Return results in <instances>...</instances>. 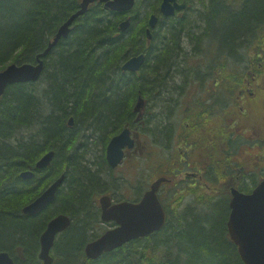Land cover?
I'll return each instance as SVG.
<instances>
[{
    "label": "trees",
    "instance_id": "16d2710c",
    "mask_svg": "<svg viewBox=\"0 0 264 264\" xmlns=\"http://www.w3.org/2000/svg\"><path fill=\"white\" fill-rule=\"evenodd\" d=\"M151 2L136 0L124 31L118 29L124 13L93 3L42 57L39 78L8 84L0 97V250L14 252L20 246L24 259L15 264H41L38 236L57 212L72 222L55 242L54 264H243L227 236L225 200L212 207L206 203L200 211L170 210V220L159 231L94 260L83 254L96 212L91 195L105 186L99 177H109L103 142L125 124L133 125L130 106L138 92L149 96L161 116L168 115L170 126L166 116L154 122L157 139H172L176 125L185 128L175 119V104L188 121L197 120L191 125L201 137L213 133L216 159L205 171H213L217 184L225 185L241 170L245 180L238 188L248 192L264 178V0H201L191 15L187 9L158 23L147 40V12L141 14V8ZM78 8L79 0H0V70L12 62H35L58 25ZM140 51L145 53L140 70L121 71L122 63ZM201 82L202 90L210 83L213 93L209 87L198 93ZM250 85L253 97L246 91ZM177 93L184 99L176 103ZM213 114L211 131L205 124ZM243 129L255 135L246 138L247 149L257 148L247 153L245 163L233 160L236 136ZM152 142L158 148L150 169L139 160L134 171L173 181L186 170L185 163L177 158V149L166 154ZM48 150L54 153L50 165L35 168ZM25 169L34 171L32 177L19 175ZM61 174L51 203L33 216L24 215L21 208ZM198 190L196 198H202Z\"/></svg>",
    "mask_w": 264,
    "mask_h": 264
},
{
    "label": "water",
    "instance_id": "95a60500",
    "mask_svg": "<svg viewBox=\"0 0 264 264\" xmlns=\"http://www.w3.org/2000/svg\"><path fill=\"white\" fill-rule=\"evenodd\" d=\"M94 1L104 3L105 8L114 11L128 12L134 6L135 0H81L78 10L73 12L62 23L52 40L46 48L36 56L34 63H11L0 70V96L8 84L19 82H31L39 78L43 67L42 57L53 47L60 38L67 37L73 21L87 11L88 6ZM184 3L176 0H161L159 10L162 15L172 16L175 10L184 8ZM156 21V15L151 13L148 18V25L151 26ZM129 18H125L119 23V30L124 31L129 26ZM146 37L150 38V31H145ZM145 60L144 54L134 55L128 58L122 69L135 72L138 71ZM135 109L142 107L141 100L136 102ZM72 119L69 118V123ZM137 138V133L134 134ZM134 138L130 136V130L124 128L114 135L108 142L105 155L111 166H116L123 157V149L131 148ZM53 150L46 152L36 162V167L48 166L53 157ZM22 178H30L33 172L22 171L19 174ZM63 174L56 178L39 196L22 208V213L33 215L51 203L58 186L61 184ZM165 177H158L143 193L136 203L122 201L109 205L108 196L99 199L101 218L103 220H114L117 226L107 230L97 239L87 243L84 247L85 255L89 258H96L104 251H109L123 243L140 236L159 230L165 221L164 209L158 200L157 190L159 185L166 181ZM230 212L226 222L230 239L234 242L237 252L243 264H264V179L261 180L250 192L244 193L236 188H231V198L229 200ZM71 219L65 214H57L46 224L44 231L39 237L38 258L42 264H51L52 256L50 249L53 246L55 235L70 225ZM17 252L22 256L20 248ZM0 264H14L7 250L0 251Z\"/></svg>",
    "mask_w": 264,
    "mask_h": 264
},
{
    "label": "rangeland",
    "instance_id": "374dc122",
    "mask_svg": "<svg viewBox=\"0 0 264 264\" xmlns=\"http://www.w3.org/2000/svg\"><path fill=\"white\" fill-rule=\"evenodd\" d=\"M200 1L201 0H187L188 15L189 14L191 15L192 10L198 9L197 7H198V5H200ZM157 3H158V0H157ZM157 3L155 6H153L155 4V1L152 0V2H151V4H152L151 6H153L152 11H154L158 7ZM150 9H151V7H150ZM143 10L146 12L149 9L144 7V5H143L141 8V14H143V12H144ZM192 18H194V16H192ZM186 61H187V59L184 58L183 62L185 64H187ZM257 80L260 81L258 78H257ZM263 81H264V79H263ZM253 82H254V84L256 83L255 80H253ZM202 87L203 86H202V82H201L199 87L197 88L198 93H200V94H201V92L205 93L207 90V87H210V89H212V86H210V83L205 84V86H204V88H206L205 90H202ZM213 90L214 89H212L209 93H213ZM246 91L250 92V96H252V97L254 96L255 90L253 88V85L248 86L246 88ZM182 95H183V93H182ZM183 99H184V96H181L180 94L177 93L176 103L178 101H181V100L183 101ZM176 106L178 108H177V111L175 114V119L177 122H180V124H184L183 120H184L185 115H183V113L181 112V107L178 106L177 104H175V107ZM213 116H214V114H213ZM215 124H216V119L214 116V118H212L210 121H208L205 125H206L207 129L213 131ZM231 128H233V126H231ZM179 130H180V127L178 128V131H176V132L179 133ZM258 130H260L259 127H258ZM198 132L200 133V131H198ZM204 132H206V131H203L201 133L205 134ZM141 134H142V139H144L145 138L144 136H146V135H144L143 133H141ZM210 135L213 136V133H210ZM253 135H254V133L251 136V134L248 131H246V129H243L236 136L237 139L234 143L235 146L233 147V150H236L237 152L234 154L235 156H233L234 161H237L240 159V162L244 161V163H245L246 158H247V153H249L250 151L255 152L257 150V148L256 149L254 148L252 150L247 149L246 144L248 142H246V138L248 140H252V139H254ZM163 142H161V143H163ZM239 143H243V145L239 146ZM165 144L168 145L169 147H172V139H170V143L167 141ZM163 145H164V143H163ZM173 147H175V146L173 145ZM152 149H156V147H152ZM166 151H168V150H166ZM151 154L154 156L153 152H151ZM103 155H104V150H103ZM143 157L144 156L141 155V156L131 158L130 162L126 161L125 164H123L119 170H117L113 173L112 176L115 178L114 180H112L110 177L108 179L106 175H104V176L99 175L100 176L99 178L103 181L105 186H103L102 190L95 191L91 195V197H92L91 200L94 202V205L96 206L97 210H98L97 200H98V197L101 195V192H103V191H110V192L114 193L115 198H119V199L125 198L124 196L131 194L129 191V189L131 190V188L129 187L128 183H126L127 182L126 179H129L131 181V183H132L131 187L135 186V188L133 190L134 191L133 194H135L136 198L138 197L139 194H141L144 191V189H146L148 184L155 178V176H152L151 172H146L148 170L139 171V172L135 171V173H133V171H132L133 165H136L139 160H142L144 163L147 162V160H145ZM192 158L196 159V156H192ZM197 158H198V161L195 162L196 163L195 167H186V169H188L192 173L198 171L197 166H198V163L200 161V155H199V157L197 155ZM215 159H216V154L214 155V160ZM157 162H160V161L157 159ZM131 164H132V166H130ZM192 165H193V162H192V164H190V166H192ZM162 166H163L162 164L158 165L159 168ZM239 171L240 170H238L237 172H239ZM183 177H184L183 173L177 175L171 183L163 185L161 187V189L159 190V195H160L166 209L171 210L173 213H175L174 211H180L185 205L191 203V201L194 199V194H196V192L193 193L192 188L188 187L189 183L196 182V178L187 176V177H185V180L183 182H181V178H183ZM206 178H209V177H206ZM229 178H231L233 180H237V184H239L241 181H243V179L245 180L241 171H240L239 175L237 173L233 174V175L229 176L226 180H228ZM110 179L112 182H110ZM212 182L214 185L211 188L207 189L208 195L213 197L212 201L229 200V194H228L229 192L226 191V189L228 188L229 185H225L223 187V185L221 183L217 184L215 181V175L212 177ZM216 185H218V186H216ZM213 187H215V188H213ZM216 187H219L220 190H218V188H216ZM179 189H184V190L182 193V198L178 199L180 194H177V190H179ZM201 189H203L206 192V188H201ZM190 190H191V192H189ZM199 199H206V197H202ZM202 216H203V214H202ZM111 226H112V224L108 223V222H104V223L95 222V227L94 226L89 227V232H88L89 237H91L92 234L95 233V230L103 231L106 228L111 227Z\"/></svg>",
    "mask_w": 264,
    "mask_h": 264
},
{
    "label": "flooded vegetation",
    "instance_id": "af4514ba",
    "mask_svg": "<svg viewBox=\"0 0 264 264\" xmlns=\"http://www.w3.org/2000/svg\"><path fill=\"white\" fill-rule=\"evenodd\" d=\"M178 1L179 2H183L185 4V8L183 9V11L187 10V8H188L187 0H178ZM226 1H227V3L239 2V0L238 1L237 0H226ZM79 2H80V0H79ZM123 13H124V18L126 16L130 17V15H131L128 12H123ZM181 14H182V12L181 13H177L175 16H180ZM147 40H150V39H147ZM212 89H214L213 86H212ZM212 89H210V87H209V91H211ZM146 114L149 116L148 112ZM166 117L168 118V115ZM184 119H185V122H184L185 128H181L178 125H176V129L174 128L175 129V133H174V135L172 137V147H169L168 145L165 144L171 138L170 139L167 138V140H165L163 142L165 146H163V143H160V147L162 148V150L164 152L166 150H168V151L165 152L166 154H168L169 151L172 150V149H177V152H176L177 158L179 160L183 161L185 163L186 167H195V164H196L195 162L198 161L197 155H198V157L200 155V161H199L198 166H197L199 168V170L197 169L198 171L192 173L191 171H189L187 169V170L181 172L184 175V177L181 178L182 182L185 180V177H187V176L196 178V182L189 183L188 187L192 188L194 190V192H195V189L198 187L199 192L201 193V196L202 197H207V199H199V198H196L197 194H194V199L191 201V203L185 205L181 210H183L186 207H192L194 210H199L200 211V210L205 209V207L207 208V206L205 205L206 203L209 204L208 207H210V206L212 207V204L215 202V201H212L213 197L208 195V192H207V189L211 188L214 185L213 182H212V177L214 176L213 175L214 173H213V171H209L208 173L205 171V168H206L207 165H209L211 163V166H212L213 165L212 163L215 162V160H214L215 139H214V136L211 137L210 134H208L206 137L205 136L201 137V134L196 132V130L198 131V129H197L198 127H196V130H195V126L191 125V124H195L196 125V123H197V120H195L194 117L192 118V120L194 119L193 120L194 122H191L190 120L188 121L187 117H184ZM179 127H180V130H179V133H177L176 131H178ZM132 132L133 131H131V134H132ZM141 133L142 132L139 130V140L140 141L139 140L135 141L134 142V147L131 150H128L126 148L124 149L125 152H124V158H123L122 164H125L126 161L130 162L131 158H134V157L142 155V156H144V159L147 160V162H146L147 163V167L150 169L149 165H150V163L153 160L152 157H154L151 154L153 142H152V139L149 136H145V138L142 139L141 138V136H142ZM173 145L175 147H173ZM192 156H196V159L192 158ZM192 162H193V165L190 166V164H192ZM130 166H132V164ZM200 167H203V168L200 169ZM171 171L172 170L170 169V173H171ZM191 174H195V175L193 176ZM206 177H209V179L207 180ZM126 181H127L126 183H128L129 187L131 188V190L129 189L131 194H129L127 196H124L125 198H121V199L115 198L114 197V193H112L110 191L101 192L102 195L105 194V195L109 196L110 205L115 204L116 202H119L121 200L137 201L139 199L140 196H138L136 198L135 194H133V192H134L133 190H134L135 186L131 187L132 183H131V181L129 179H126ZM147 188H148V186L146 187V189ZM201 188H206V192L203 189H201ZM213 188H215V187H213ZM146 189H144V191ZM183 190L184 189H179L178 190L180 195H182ZM228 194L230 196V193H228ZM159 197H160V195H159ZM210 199H211V202L208 201ZM193 203H196V204L193 205ZM111 224H113V223H111Z\"/></svg>",
    "mask_w": 264,
    "mask_h": 264
},
{
    "label": "bare ground",
    "instance_id": "6f19581e",
    "mask_svg": "<svg viewBox=\"0 0 264 264\" xmlns=\"http://www.w3.org/2000/svg\"><path fill=\"white\" fill-rule=\"evenodd\" d=\"M155 1V4L153 5V6H155L156 5V3H157V0H154ZM238 1V0H237ZM160 3H161V0H158V3H157V5H158V7L154 10V11H152V7L153 6H151L152 4L151 3H149V10L148 11H146L147 13H146V24H145V26H144V32L147 30V29H149V31H150V38H151V36H152V30H154L156 27H157V25H158V23H163V24H166V23H168L167 21H168V18H170V17H172V16H175L176 15V12H177V10H175V13H174V15H172V16H169V15H162L161 14V12H160V10H159V6H160ZM238 2H235V3H229V4H237ZM150 7H151V9H150ZM198 8V7H197ZM104 9L105 10H110V11H114V10H112V9H110V8H105L104 7ZM151 13H154L155 15H156V21H155V23L153 24V25H151V26H149L148 25V18H149V16H150V14ZM69 17V16H68ZM68 17H66V19L68 18ZM66 19L65 20H63L58 26H60L62 23H64L65 21H66ZM118 27H119V24H118ZM128 28V27H127ZM126 28V29H127ZM146 35V34H145ZM149 38V39H150ZM51 40H49L48 41V43L50 42ZM47 43V44H48ZM140 54H144V56H145V53L144 52H142V51H140V52H138L137 54H135V55H140ZM126 61V60H125ZM124 61V62H125ZM123 62V63H124ZM122 63V64H123ZM10 64V63H9ZM8 65V64H7ZM6 65V66H7ZM5 66V67H6ZM120 69H121V71H128V70H125V69H122V65H121V67H120ZM147 98L149 99V96H146V97H144V96H142V94L140 93V92H138V94L136 95V97L135 98H133V100H132V102H131V106H130V108H132V111L134 112V114H135V119H133L132 121H133V125L132 126H129V125H124L123 126V128H128L129 130H131V131H136V130H141L142 132L143 131H145V133H146V136H149L151 139H154V141L157 143V144H160L161 142H163V141H165L164 139H157L156 137H155V134H154V132H156V127H154L155 126V123L154 122H156V121H158V118H161V119H163L166 115H163V116H161L162 115V113L160 112V109L156 106V104L154 103V102H151L150 101V103H149V101H147ZM141 100V105H142V107H140L139 109H135L136 108V102L138 101V100ZM158 109H157V108ZM158 110V111H157ZM149 113V116L146 114V113ZM170 115V114H169ZM159 116H161V117H159ZM69 118L70 119H72V121H71V123H69V119H68V125L70 126V125H72V123H73V118H72V116H70L69 115ZM166 120V123H167V125H171V124H169L168 123V118H165ZM119 133V129L115 132V133H113V134H110V135H108L107 136V138L105 139V141L103 142V150H104V155H103V158H104V161H105V163H106V165H107V168H108V170H109V173H108V175H109V177L112 179V180H114L115 178L112 176L113 175V173L115 172V171H117V170H119L120 169V167L123 165L122 163H118L116 166H111L109 163H108V161H107V158H106V155H105V149H106V146H107V144H108V142H109V140L114 136V135H116V134H118ZM174 133H175V129L173 128L172 129V132H171V134H170V136L171 137H173V135H174ZM155 138H154V137ZM156 139V140H155ZM37 162V161H36ZM36 162H35V164H36ZM151 166V164L149 165V167ZM35 168H38V169H40V168H43V167H36V166H34ZM26 170H30V171H32V172H34L33 170H31V169H25V170H22V171H26ZM21 171V172H22ZM109 177H107L108 179H109ZM111 179H110V182H112L111 181ZM40 212V211H39ZM193 213H196L195 211H193ZM179 216H174V220H177V218H178ZM170 220V215H167V216H165V221H164V223H163V225H162V227L163 226H165V224H167V222ZM161 227V228H162ZM152 234V233H151ZM39 237H40V234H39V236H38V241H39Z\"/></svg>",
    "mask_w": 264,
    "mask_h": 264
}]
</instances>
